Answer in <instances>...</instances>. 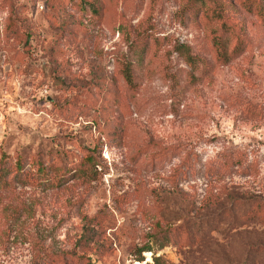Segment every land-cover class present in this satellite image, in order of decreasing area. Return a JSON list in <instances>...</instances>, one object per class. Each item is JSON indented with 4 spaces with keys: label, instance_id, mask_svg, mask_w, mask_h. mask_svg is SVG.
I'll list each match as a JSON object with an SVG mask.
<instances>
[{
    "label": "rangeland",
    "instance_id": "1",
    "mask_svg": "<svg viewBox=\"0 0 264 264\" xmlns=\"http://www.w3.org/2000/svg\"><path fill=\"white\" fill-rule=\"evenodd\" d=\"M144 262L264 264V0H0V264Z\"/></svg>",
    "mask_w": 264,
    "mask_h": 264
},
{
    "label": "trees",
    "instance_id": "2",
    "mask_svg": "<svg viewBox=\"0 0 264 264\" xmlns=\"http://www.w3.org/2000/svg\"><path fill=\"white\" fill-rule=\"evenodd\" d=\"M213 44H214V52H215L216 57H218L221 60H224L226 58V52L223 48L224 47L223 44L219 41V38L217 36L213 38ZM181 52H182L184 61L188 65L194 66V56L190 54L188 51L186 52L182 50ZM124 79L126 80L127 83L131 82L130 75L127 71L124 73ZM154 259L156 260L157 257H154ZM143 264H151V262H144Z\"/></svg>",
    "mask_w": 264,
    "mask_h": 264
}]
</instances>
